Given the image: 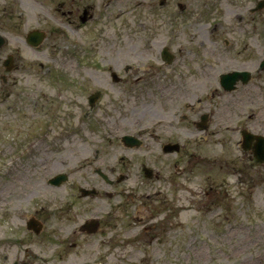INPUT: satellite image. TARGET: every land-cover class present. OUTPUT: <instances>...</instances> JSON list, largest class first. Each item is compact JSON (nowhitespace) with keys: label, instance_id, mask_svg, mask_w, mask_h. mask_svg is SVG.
<instances>
[{"label":"flooded vegetation","instance_id":"af4514ba","mask_svg":"<svg viewBox=\"0 0 264 264\" xmlns=\"http://www.w3.org/2000/svg\"><path fill=\"white\" fill-rule=\"evenodd\" d=\"M86 124L103 142L68 171ZM260 132L264 0H0V264L165 233L186 181L262 173Z\"/></svg>","mask_w":264,"mask_h":264},{"label":"rangeland","instance_id":"374dc122","mask_svg":"<svg viewBox=\"0 0 264 264\" xmlns=\"http://www.w3.org/2000/svg\"><path fill=\"white\" fill-rule=\"evenodd\" d=\"M127 30L123 32L125 46L130 40ZM81 118L84 124L95 120L93 116ZM90 124L83 125V130H75L72 137H68V171L72 172L85 163L81 159L87 158L91 149L103 142L93 139L99 128H88ZM107 130L108 127L101 128L103 136L104 131L107 135ZM261 171L260 176L255 175L249 167L246 169L247 179L233 175L216 176L214 183L219 189L214 198L217 203L216 207L207 204L212 208L209 213L202 205L207 199L201 190L207 179L205 175L198 174L193 181H186L184 193L177 194L180 200L171 204V214L166 210V214L162 212V217L157 219L164 221L168 227L167 234H140L139 226L126 229L129 231L124 233L125 243L116 246L117 254L113 252L114 240L108 246L109 251L105 246L100 247V241L90 249L80 250L63 244L66 254L61 260H50L44 264H264V167ZM39 183L43 186L42 179ZM166 216L171 223L165 220ZM56 223L54 227L59 225L58 221Z\"/></svg>","mask_w":264,"mask_h":264}]
</instances>
